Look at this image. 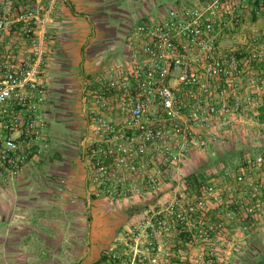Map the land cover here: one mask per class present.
<instances>
[{"label": "built area", "instance_id": "obj_1", "mask_svg": "<svg viewBox=\"0 0 264 264\" xmlns=\"http://www.w3.org/2000/svg\"><path fill=\"white\" fill-rule=\"evenodd\" d=\"M21 1L26 4L15 15L11 0H0V36L13 23L32 32L29 22L40 7ZM153 1L158 5L81 95V154L95 194L152 200L106 251L105 264H224L229 255L223 249L232 245L223 236L226 221L216 215L209 223L208 212L220 207L226 191L225 220L264 216V155L243 160L234 174L223 170V188L210 181L193 195L188 189L163 195L168 181L181 175L179 166L205 151L228 116L262 105L248 90H264V51L237 47L231 36L255 1L264 11V0ZM16 63L0 41V172L11 176L49 149V93L37 79L40 60ZM237 193L244 200H235ZM196 242L203 245L198 252L190 249ZM182 243L188 249L175 251Z\"/></svg>", "mask_w": 264, "mask_h": 264}, {"label": "crops", "instance_id": "obj_2", "mask_svg": "<svg viewBox=\"0 0 264 264\" xmlns=\"http://www.w3.org/2000/svg\"><path fill=\"white\" fill-rule=\"evenodd\" d=\"M22 3L26 4L23 1ZM32 3L40 7V11L29 22V25L34 27L33 35H36L32 45L25 38L27 36L23 32V23L2 33L0 41L4 50L12 51L16 55V64L40 60L37 79L50 94L49 81L46 78L50 68H41L45 56L43 53H63L61 57H67L64 60L71 62V67L78 71L76 62L80 61L81 57L87 58V54L81 53L93 51L94 46H99L98 40L103 35L98 28L102 8L99 5H102L104 0H32ZM114 46L110 44L109 50ZM30 52H33L32 56ZM119 54L120 51L116 49L107 58H115ZM92 59L87 58L86 68L94 65L93 69L96 71L97 65L92 64ZM104 66L105 64L101 65V70L92 74V78L98 75ZM72 68H69L70 71ZM68 77L70 84L73 83V75L69 74ZM85 80L86 78L82 82L85 83ZM248 92L257 97V94L264 91L253 88ZM47 106L46 103L48 116ZM82 122L84 129V119ZM44 133L49 144L48 124ZM48 150L43 155L30 159L16 176L0 172V264H62V260L67 263L70 260L89 262L94 258L96 262L110 245L116 244L114 242L118 235L112 241L108 235V201L95 194L85 172L80 174L71 168L61 171L56 162L58 155H52ZM192 156L193 154L187 158L183 164L184 168ZM217 178L215 175L209 181H216ZM167 188L163 197L169 195ZM184 189H191L188 182L185 183ZM236 197L238 201L245 198L239 193ZM127 206L132 207L131 210L128 209V216L133 217L142 210L140 207L133 209L139 205ZM210 210L209 213L216 212V207ZM209 213L208 222L213 223L215 220L210 221ZM216 215H212L214 219ZM240 218L241 215H237L226 221L227 227L223 236L228 240L245 243L248 235L241 227L244 224L249 228L257 227L258 222L251 217ZM181 246L184 250L188 249L184 243ZM198 248L193 249L198 252L201 250Z\"/></svg>", "mask_w": 264, "mask_h": 264}, {"label": "rangeland", "instance_id": "obj_3", "mask_svg": "<svg viewBox=\"0 0 264 264\" xmlns=\"http://www.w3.org/2000/svg\"><path fill=\"white\" fill-rule=\"evenodd\" d=\"M11 2L13 7H17L16 10L14 9L15 15H17L22 9L21 6L25 4H23L21 0L17 2L16 0H11ZM104 3L99 5L102 6V8L98 28H100L103 34L98 40L99 46H94L95 49H92L93 51L81 53L83 55L87 54V58H93L91 61L93 62L92 64L95 63V66L97 65L96 71L93 69L95 68L94 65L86 68L88 65L86 56H84L85 58L81 57L80 61L76 62L78 67L77 71L71 67V62H66L64 60L67 57H61L63 53H48L47 51L43 53L45 56L44 60L42 59L41 68H50L49 74L46 77L50 87V94L47 101L49 114L47 116L49 131L48 151L51 152L52 155H58L56 162L62 169L61 171L71 168L80 174H84V172L85 175L87 174V163L83 160L81 154V141L83 138L81 94L84 88V83L82 81L85 78V81L90 80V78L93 77L92 74H96L101 70V65H103L107 56L113 53V51L115 52L116 49L120 51V48L124 46L125 37L136 25L137 20L147 15L148 12L153 11L154 6L158 5V2L155 3L153 0H104ZM102 14L105 16L102 17ZM15 15L13 18L16 17ZM17 24L19 23H13L12 29H15V25ZM29 27L32 28V32L27 35L24 31V26H22L24 35L27 36L25 38H27L29 44L32 45V40H35L36 35H33L34 27L31 25H29ZM231 39L237 47L257 52L264 51V11H260L255 21L248 15L241 25L236 28L234 33H232ZM110 44L115 45L112 48L113 50H109ZM30 54V56H32L33 52H30ZM47 64L49 66H47ZM69 68H72V70L70 71ZM69 74L73 75V83L71 84L68 77ZM39 75L41 74L39 73ZM257 98L260 104L262 103L261 106L247 107L242 111H237L228 116L225 120V125L221 128L218 135L216 137L209 136L211 137V141L208 142L205 151L194 153L191 157V161L187 163L186 168L183 167V164L179 166L181 175L179 177L174 176L170 179L167 185L168 188L165 186L169 194L167 197L172 196L174 193L179 195L184 192L185 178L189 175L188 173L201 169L206 163L210 165V169L207 173H214L218 177L216 181L212 182L215 183L216 187L223 188L224 181L221 178L223 170H228L230 174H234L237 172L243 160L247 158L254 160L259 154L264 155V110H261V107L264 106V92L257 94ZM220 156L226 157L225 165L222 161L218 160ZM150 166L160 168L161 165L150 164ZM170 169L174 174L179 171V169H176V166H172ZM256 173L257 170L254 169V176ZM209 182L208 180L204 182L203 185H207ZM194 189L195 187L191 186V195L194 194ZM105 199L108 201L107 203L110 207L108 213L110 218L109 239L112 241V239L118 235L114 243L117 242L119 237H121L132 224L142 218L144 208L152 202V200L146 197L133 199L121 198L119 200L116 198ZM229 199L230 197L227 192H222L220 207L218 208L215 206L216 212H208L211 222L214 220L216 221L217 218L214 219L212 216L216 215V213L219 217H222V220L227 221L225 220L224 205ZM237 199L238 198L235 197V200ZM125 203L129 205H139L138 207L134 206L133 209L136 210L140 207L142 210L135 213L133 217L128 216V209L131 210L132 207L127 206L128 204ZM256 219L258 222L257 227H248V230L245 232L248 235L245 243L231 240L233 242L232 245L228 248L225 247L224 252H226V254L228 253L230 259L224 260V264H264V216H260ZM256 219L254 220L256 221ZM125 220L129 221L125 223ZM224 238H226V236H224ZM183 239L187 240V235L184 236ZM114 245L115 244L112 246L110 245L109 248ZM196 247L203 248V245L200 242H196L190 249ZM177 250H184V248L179 245L175 248V251ZM106 251H108V249ZM60 262L62 264H95V258L94 260H89V262L82 260H70L68 263L62 260Z\"/></svg>", "mask_w": 264, "mask_h": 264}, {"label": "trees", "instance_id": "obj_4", "mask_svg": "<svg viewBox=\"0 0 264 264\" xmlns=\"http://www.w3.org/2000/svg\"><path fill=\"white\" fill-rule=\"evenodd\" d=\"M257 3L258 1H255V3H253V8L250 13V18L254 21L257 19L258 14L260 13L259 12L260 8L258 7ZM141 21L142 19H140L138 23ZM112 58H113L112 56H109L108 58L105 59L103 64H106ZM261 110H264V106L261 107ZM218 160L222 161V163L225 165L226 157L220 156L218 157ZM209 166H210L209 163H206L205 165L201 167V169H198L197 171H194L191 174L187 175L185 178L186 179L185 181L188 182V185H190V187L191 186L196 187L197 185L202 184L210 180L213 176H215L214 173H209V172L207 173V171L210 169ZM106 260H107V257H106V253L104 252L101 254L100 258L95 262V264H103L106 262Z\"/></svg>", "mask_w": 264, "mask_h": 264}, {"label": "flooded vegetation", "instance_id": "obj_5", "mask_svg": "<svg viewBox=\"0 0 264 264\" xmlns=\"http://www.w3.org/2000/svg\"><path fill=\"white\" fill-rule=\"evenodd\" d=\"M260 264V263H259Z\"/></svg>", "mask_w": 264, "mask_h": 264}]
</instances>
